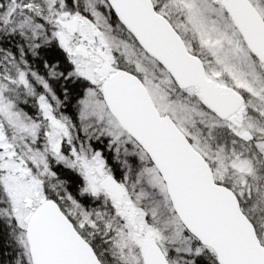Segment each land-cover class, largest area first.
<instances>
[{
	"label": "snow or ice",
	"instance_id": "1",
	"mask_svg": "<svg viewBox=\"0 0 264 264\" xmlns=\"http://www.w3.org/2000/svg\"><path fill=\"white\" fill-rule=\"evenodd\" d=\"M0 264H264V0H0Z\"/></svg>",
	"mask_w": 264,
	"mask_h": 264
}]
</instances>
